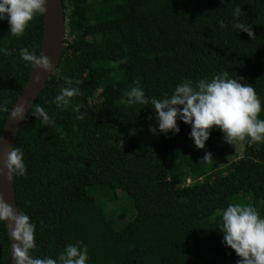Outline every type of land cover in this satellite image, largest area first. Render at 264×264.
I'll return each instance as SVG.
<instances>
[{"label": "trees", "instance_id": "trees-1", "mask_svg": "<svg viewBox=\"0 0 264 264\" xmlns=\"http://www.w3.org/2000/svg\"><path fill=\"white\" fill-rule=\"evenodd\" d=\"M62 6V53L13 146L26 167L12 183L17 209L35 225L31 254L55 259L80 241L86 264H236L239 257L221 243L220 216L229 203H240L264 217V142L230 145L214 129L198 149L179 120L175 135L152 134L151 106L128 105L124 93L139 87L159 99L184 79L225 71L252 85L264 119V0H62ZM237 6L236 19L249 25L252 38L232 27ZM41 35L42 15L19 37L0 21V48L8 51L0 55V101L8 109L31 70L19 49L38 54ZM64 86L79 88L72 99L83 119L52 102ZM37 104L50 125L31 115ZM7 113L0 112V132ZM205 152L208 163L201 161ZM0 264H10L4 224Z\"/></svg>", "mask_w": 264, "mask_h": 264}, {"label": "clouds", "instance_id": "clouds-1", "mask_svg": "<svg viewBox=\"0 0 264 264\" xmlns=\"http://www.w3.org/2000/svg\"><path fill=\"white\" fill-rule=\"evenodd\" d=\"M47 0H0V21L6 20L9 33L22 36L30 26V21L37 15H45ZM241 9H233L234 22L232 27L243 31L252 38L249 25L238 21ZM224 27L223 23L219 25ZM75 38V34H73ZM0 55H8L5 48H0ZM19 57L25 66L39 68L43 72L54 70L50 58L42 52L36 54L27 48L19 49ZM238 78H231L228 72L221 71L211 78H199L196 81L184 79L177 83L170 95L163 98L146 97L143 89L132 87L124 93L128 105H150L154 112L155 127H149L152 134L159 132L173 135L179 132L177 121H182L190 127L189 138L198 149H203L210 131L218 129L223 134V140L228 144L238 141L253 143L264 142V119L258 118L261 112V102L248 83H240ZM39 80V76L36 77ZM65 84L69 81L66 79ZM80 94L76 86L60 87L53 98L57 108L71 106L76 119H83L80 105L73 103V97ZM7 101H0V112H8L14 121L26 118L27 109L24 103H16L11 110ZM31 115L39 118L44 125L52 123L46 109L37 104ZM0 143H4L0 136ZM212 160L211 153L205 152L201 161L208 163ZM26 174L23 152L19 147H11L2 157L0 177L12 181L13 177ZM189 178L185 183L189 182ZM0 224L9 229L12 241V257L14 264H86L88 260L87 247L80 241L76 244L65 245L62 252L54 259L49 256H33L35 248V225L29 215L13 208L0 194ZM222 233L221 243L234 251L239 257L236 264H264V217L252 205L229 203L220 216L219 229ZM79 245V247H77Z\"/></svg>", "mask_w": 264, "mask_h": 264}, {"label": "water", "instance_id": "water-1", "mask_svg": "<svg viewBox=\"0 0 264 264\" xmlns=\"http://www.w3.org/2000/svg\"><path fill=\"white\" fill-rule=\"evenodd\" d=\"M46 9L45 15H42V35L38 54L42 52L44 55L48 56L53 67H55L65 44L62 0H47ZM51 72H43V70L39 68H31L24 85L17 94L9 110H11L16 103H24L25 109L28 111L29 107L44 87ZM37 76H39L38 81L36 80ZM22 121L23 120H12L7 113L0 132V136L4 138V143H0V164H2L3 154L14 146V141ZM0 194L3 195L7 203L17 209L12 181L8 182L3 177H0ZM5 229L8 237L10 264H14L9 229L7 227H5Z\"/></svg>", "mask_w": 264, "mask_h": 264}, {"label": "rangeland", "instance_id": "rangeland-1", "mask_svg": "<svg viewBox=\"0 0 264 264\" xmlns=\"http://www.w3.org/2000/svg\"><path fill=\"white\" fill-rule=\"evenodd\" d=\"M253 203H254V201H253ZM121 223H122V220H120V221H119V224H121ZM99 238H102V237H101V236H99Z\"/></svg>", "mask_w": 264, "mask_h": 264}]
</instances>
